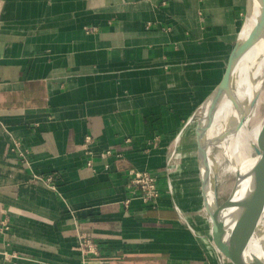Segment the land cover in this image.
<instances>
[{
  "label": "crops",
  "instance_id": "1",
  "mask_svg": "<svg viewBox=\"0 0 264 264\" xmlns=\"http://www.w3.org/2000/svg\"><path fill=\"white\" fill-rule=\"evenodd\" d=\"M244 12L245 0H0V264H220L197 164L178 150ZM134 168L156 174L153 202Z\"/></svg>",
  "mask_w": 264,
  "mask_h": 264
},
{
  "label": "water",
  "instance_id": "2",
  "mask_svg": "<svg viewBox=\"0 0 264 264\" xmlns=\"http://www.w3.org/2000/svg\"><path fill=\"white\" fill-rule=\"evenodd\" d=\"M259 1L264 8V0ZM251 2L245 0L242 26L251 23ZM248 35L244 40L237 36L220 79L196 111L194 131L202 204L210 224V244L220 264H264V112L256 127L249 161L234 166L226 153L234 177L224 198L219 197L217 189L219 167L210 162L214 157L212 146L217 147L221 139V135L209 132L215 112L221 100L231 95V77L240 57L264 41V17L261 24L252 20ZM245 116L241 115L237 128Z\"/></svg>",
  "mask_w": 264,
  "mask_h": 264
},
{
  "label": "bare ground",
  "instance_id": "3",
  "mask_svg": "<svg viewBox=\"0 0 264 264\" xmlns=\"http://www.w3.org/2000/svg\"><path fill=\"white\" fill-rule=\"evenodd\" d=\"M263 17L262 3L259 0H252V20L261 24ZM252 20L249 25L242 26L239 39L244 40L249 37ZM231 80V95H226L219 103L213 124L209 129V132L221 135L217 146L220 151L210 162L218 166L223 164V171H232L231 164L226 158L227 154L234 166L248 162L250 158L251 144L260 119L257 118V107L263 99L259 95L264 82L263 40L253 45L240 57ZM243 114L246 116L237 128V122Z\"/></svg>",
  "mask_w": 264,
  "mask_h": 264
},
{
  "label": "built area",
  "instance_id": "4",
  "mask_svg": "<svg viewBox=\"0 0 264 264\" xmlns=\"http://www.w3.org/2000/svg\"><path fill=\"white\" fill-rule=\"evenodd\" d=\"M109 150H107V153ZM130 185L137 190L138 197L144 203L153 202L160 194L158 179L154 172L147 169L134 168L130 169ZM38 179L51 187H55L54 174L37 175ZM81 249L84 254L97 255L99 253L95 240L83 235L81 238Z\"/></svg>",
  "mask_w": 264,
  "mask_h": 264
},
{
  "label": "rangeland",
  "instance_id": "5",
  "mask_svg": "<svg viewBox=\"0 0 264 264\" xmlns=\"http://www.w3.org/2000/svg\"><path fill=\"white\" fill-rule=\"evenodd\" d=\"M259 93H260L259 95L263 99H262V102L260 103V105L257 107V111H258V117L257 118H260L262 113L264 112V82H263V87L261 88ZM195 115L196 116L193 118V120L191 122L192 125L189 127V130H188V141H186L187 143L185 145L184 152L181 151L180 148L178 150L179 154L181 153L180 154L181 157L185 156V153H187L186 156L190 157V159L193 160L192 164L194 163V165L197 164L196 137H195V131H194V124H195V120H197V118H198V112H196ZM211 151H212V154L215 155L220 150L218 147L212 146ZM183 153H184V155H183ZM222 166H223V164L218 166L219 172H218V178H217V189H218L219 197L224 198L230 190L234 176H233L232 171H227V170L223 171ZM205 227H206V232H207L209 229L207 223H206Z\"/></svg>",
  "mask_w": 264,
  "mask_h": 264
}]
</instances>
